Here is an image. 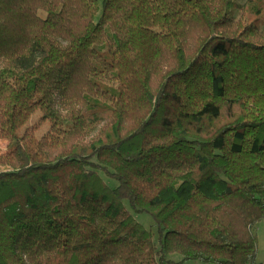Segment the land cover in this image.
I'll list each match as a JSON object with an SVG mask.
<instances>
[{"label":"trees","instance_id":"1","mask_svg":"<svg viewBox=\"0 0 264 264\" xmlns=\"http://www.w3.org/2000/svg\"><path fill=\"white\" fill-rule=\"evenodd\" d=\"M0 65V264H258L264 0H0Z\"/></svg>","mask_w":264,"mask_h":264},{"label":"rangeland","instance_id":"2","mask_svg":"<svg viewBox=\"0 0 264 264\" xmlns=\"http://www.w3.org/2000/svg\"><path fill=\"white\" fill-rule=\"evenodd\" d=\"M240 4H245L247 2V0H237ZM175 7L173 6H168V7H160V8H155L154 9V13L157 15L160 14H168V13H172L173 11H175ZM196 10V7H192L188 10H186L185 13H187V15H191L194 13V11ZM44 17V15H42ZM1 66V65H0ZM30 105L27 103H24V105L19 106L17 109L19 112H24L27 110V108ZM41 118V114L39 112H37L36 114H33L30 119H29V126H34L35 124H37V122H39ZM48 130V127H44L42 129V131L39 133L41 134V136ZM5 144L4 143L1 148L5 151ZM100 176L102 177V179L108 183V185L112 188V189H116L118 186V183L111 180L109 177H107L104 173H100ZM180 183L177 182L175 184V187H179ZM129 211H131L129 209ZM132 212V211H131ZM133 217L137 220L138 223L142 224L143 227H145L148 231H150L153 235H154V239L155 241H157L158 239V235H157V231H156V226L154 224V221L152 220V218H150V216L143 214V215H138L135 212L133 213ZM254 233L257 236V238L259 239V256H258V264H264V221L259 222V224L257 225V227L254 229ZM189 264V263H187ZM201 264V263H200Z\"/></svg>","mask_w":264,"mask_h":264},{"label":"crops","instance_id":"3","mask_svg":"<svg viewBox=\"0 0 264 264\" xmlns=\"http://www.w3.org/2000/svg\"><path fill=\"white\" fill-rule=\"evenodd\" d=\"M170 259L173 260V261L176 262V263H180V262H182L183 257H182L181 255L172 254L171 257H170ZM187 263H189V264H200V263H198V262H196V263H193V262H187ZM187 263H184V264H187Z\"/></svg>","mask_w":264,"mask_h":264}]
</instances>
